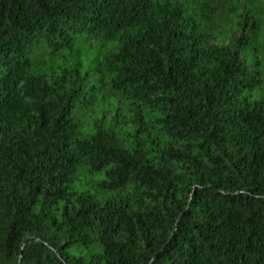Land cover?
<instances>
[{
	"label": "trees",
	"instance_id": "obj_1",
	"mask_svg": "<svg viewBox=\"0 0 264 264\" xmlns=\"http://www.w3.org/2000/svg\"><path fill=\"white\" fill-rule=\"evenodd\" d=\"M261 62L264 0H0V264H264Z\"/></svg>",
	"mask_w": 264,
	"mask_h": 264
},
{
	"label": "rangeland",
	"instance_id": "obj_2",
	"mask_svg": "<svg viewBox=\"0 0 264 264\" xmlns=\"http://www.w3.org/2000/svg\"><path fill=\"white\" fill-rule=\"evenodd\" d=\"M257 67H260L263 71H264V63H260L259 65H257ZM255 96H252V98H254ZM99 178H101V177H98V176H95V178L94 179H99ZM80 188V187H79Z\"/></svg>",
	"mask_w": 264,
	"mask_h": 264
},
{
	"label": "water",
	"instance_id": "obj_3",
	"mask_svg": "<svg viewBox=\"0 0 264 264\" xmlns=\"http://www.w3.org/2000/svg\"><path fill=\"white\" fill-rule=\"evenodd\" d=\"M20 258H21V254H20ZM20 258H19V260H20Z\"/></svg>",
	"mask_w": 264,
	"mask_h": 264
}]
</instances>
